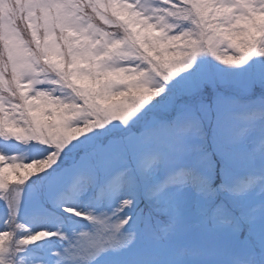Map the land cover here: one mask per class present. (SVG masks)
I'll use <instances>...</instances> for the list:
<instances>
[{"label": "snow or ice", "instance_id": "obj_1", "mask_svg": "<svg viewBox=\"0 0 264 264\" xmlns=\"http://www.w3.org/2000/svg\"><path fill=\"white\" fill-rule=\"evenodd\" d=\"M0 264H264V0H0Z\"/></svg>", "mask_w": 264, "mask_h": 264}, {"label": "rangeland", "instance_id": "obj_2", "mask_svg": "<svg viewBox=\"0 0 264 264\" xmlns=\"http://www.w3.org/2000/svg\"><path fill=\"white\" fill-rule=\"evenodd\" d=\"M21 152H27L29 155H34L36 150L32 148H25L24 146H21L20 148Z\"/></svg>", "mask_w": 264, "mask_h": 264}]
</instances>
